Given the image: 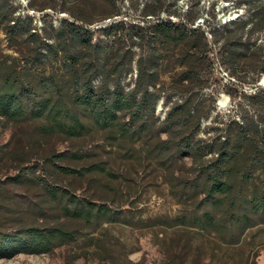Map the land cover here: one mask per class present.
<instances>
[{
    "label": "trees",
    "instance_id": "obj_1",
    "mask_svg": "<svg viewBox=\"0 0 264 264\" xmlns=\"http://www.w3.org/2000/svg\"><path fill=\"white\" fill-rule=\"evenodd\" d=\"M126 1L138 10L140 0ZM179 1L147 0L136 20L123 14L124 0H29L28 8L46 18L39 27L32 15L17 14L12 0H0V35L13 51L0 48V128L29 127V149L0 147V159L18 161L19 172L8 182L40 185L63 216L93 227L120 216L101 198L75 195L20 164L31 154L50 177L112 175L98 164L72 167L86 157L79 149L45 152L44 146L56 136L73 141L91 133L112 144L141 143L167 171L174 197L188 206L170 227L215 233L235 246L264 226V87L257 85L264 75V0H231L243 14L225 23L213 14L203 25L196 23L200 0H187V10ZM47 10L58 26L47 20ZM217 65L233 78L227 84L234 103L226 118L202 128L216 109L205 89ZM160 98L168 105L162 120ZM186 159L190 166L180 168ZM78 239L62 223L0 229V257L50 253ZM181 241L176 236L171 244Z\"/></svg>",
    "mask_w": 264,
    "mask_h": 264
},
{
    "label": "rangeland",
    "instance_id": "obj_2",
    "mask_svg": "<svg viewBox=\"0 0 264 264\" xmlns=\"http://www.w3.org/2000/svg\"><path fill=\"white\" fill-rule=\"evenodd\" d=\"M18 7L17 14L33 16L34 23L41 27L44 24V14L28 8L29 0H12ZM140 0L138 10L128 8L124 0L122 12L130 14L136 20L144 2ZM234 1V0H233ZM213 3L214 11L212 10ZM231 0H200V11L196 23L203 25L204 21L212 22L213 14L220 23L228 22L243 14L242 8H237ZM179 7L188 9L187 0H180ZM28 9V10H25ZM47 20L55 26L59 21L53 12ZM60 14L59 16H64ZM161 17H166L164 12ZM110 23L107 20L102 26ZM264 41V34L260 36ZM0 48L3 52L12 54L3 35H0ZM135 75V73L133 74ZM134 77V76H133ZM233 79L228 72L217 65L211 76L206 92H212V100L216 109L202 122V128L227 117L234 101L228 87V81ZM264 79L259 78L257 85ZM164 83L169 78L164 75ZM264 87V84L261 85ZM248 92L253 88L246 87ZM225 100V101H224ZM168 105L160 98L156 105V115L160 120L165 118ZM29 127L9 125L0 128V147L6 146L8 153L19 148L28 150L25 133ZM204 135V133H201ZM45 152L74 151L79 149L86 154L82 161H73L70 165L76 169L98 164L105 167L112 175L98 172H88L85 176L61 175L50 177L46 166L37 158L29 155L26 162L20 164L25 171L36 169L35 176L69 189L73 194L86 198H101L99 203H105L120 216V221L106 222L90 227L79 220H69L48 202L42 187L34 183L12 184L8 177L19 172L17 160L8 156L0 159V229L14 231L20 226H44L58 223L76 230L78 241L55 248L50 253L27 254L18 253L13 256L0 257V264H264V226L249 230L244 239L235 246H228L219 241L215 233H198L194 228L170 227V220L186 212L188 207L180 203L172 194L167 171L157 160L146 156L141 143L112 144L104 134L91 133L81 140H65L63 137H53L47 140ZM32 157V158H31ZM180 168L190 166L180 163ZM186 166V167H185ZM175 174H179L178 171ZM181 238L179 244H171L174 237ZM183 241H189L184 248Z\"/></svg>",
    "mask_w": 264,
    "mask_h": 264
},
{
    "label": "water",
    "instance_id": "obj_3",
    "mask_svg": "<svg viewBox=\"0 0 264 264\" xmlns=\"http://www.w3.org/2000/svg\"><path fill=\"white\" fill-rule=\"evenodd\" d=\"M264 84V79L259 83V85H263Z\"/></svg>",
    "mask_w": 264,
    "mask_h": 264
},
{
    "label": "bare ground",
    "instance_id": "obj_4",
    "mask_svg": "<svg viewBox=\"0 0 264 264\" xmlns=\"http://www.w3.org/2000/svg\"><path fill=\"white\" fill-rule=\"evenodd\" d=\"M225 101V100H224Z\"/></svg>",
    "mask_w": 264,
    "mask_h": 264
}]
</instances>
